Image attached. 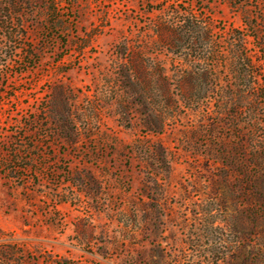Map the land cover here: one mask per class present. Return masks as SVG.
Returning <instances> with one entry per match:
<instances>
[{
  "label": "rangeland",
  "instance_id": "obj_1",
  "mask_svg": "<svg viewBox=\"0 0 264 264\" xmlns=\"http://www.w3.org/2000/svg\"><path fill=\"white\" fill-rule=\"evenodd\" d=\"M233 1L0 0V264H264V29Z\"/></svg>",
  "mask_w": 264,
  "mask_h": 264
},
{
  "label": "trees",
  "instance_id": "obj_2",
  "mask_svg": "<svg viewBox=\"0 0 264 264\" xmlns=\"http://www.w3.org/2000/svg\"><path fill=\"white\" fill-rule=\"evenodd\" d=\"M232 5L237 8L238 10H241V12L244 13V18H246V22H247V26L249 28H251L254 32L256 33H260L263 29H264V5L259 3L258 4V14L255 16L256 19H261V23H253L250 20V16H251V9L247 0L246 2L244 1H233ZM192 14V13H190ZM7 22V20H2L1 24H0V28L2 27H6L5 23ZM212 23H210L209 21H197L193 18H189L187 21V32L189 33V35L194 36L197 35L199 37H202L203 39L205 38H209L210 39V33H211V29H212ZM233 35V34H232ZM232 35L231 37H227V43H228V47L230 49V51H233V56L235 58L237 51L234 50V40H232ZM207 40V39H206ZM242 43H243V39ZM262 47L264 48V41L261 42ZM244 45H241V47L243 48ZM243 51V49H242ZM240 53L242 55V52L240 50ZM238 54V53H237ZM240 56V55H239ZM243 56V55H242ZM240 58H244V57H240ZM260 95H258L259 97Z\"/></svg>",
  "mask_w": 264,
  "mask_h": 264
}]
</instances>
